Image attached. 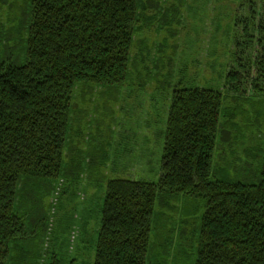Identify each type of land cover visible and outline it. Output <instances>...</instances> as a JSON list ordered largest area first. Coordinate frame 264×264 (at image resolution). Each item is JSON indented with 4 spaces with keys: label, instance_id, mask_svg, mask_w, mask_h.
Returning <instances> with one entry per match:
<instances>
[{
    "label": "trees",
    "instance_id": "trees-1",
    "mask_svg": "<svg viewBox=\"0 0 264 264\" xmlns=\"http://www.w3.org/2000/svg\"><path fill=\"white\" fill-rule=\"evenodd\" d=\"M241 3L251 8L240 17L244 25L237 22V57L233 68L219 71L222 88H213L198 84L197 68L192 86L170 80L178 37L170 30L158 45L151 42L157 60L144 38L134 49L136 34L156 20L163 30L168 13L181 16L187 0H0V264L76 261L66 238L61 244L69 250L56 253L67 230L47 231L45 199L56 181L101 171L110 154L109 144L84 143L77 101L86 102L94 87L117 93L130 71L140 76L139 66L152 78L145 84L171 91L160 175L156 182L105 180L91 264H264V101L252 117L228 108L240 99L254 107L264 96V0ZM237 115L254 123L242 138L244 160L229 138L242 132Z\"/></svg>",
    "mask_w": 264,
    "mask_h": 264
},
{
    "label": "rangeland",
    "instance_id": "rangeland-1",
    "mask_svg": "<svg viewBox=\"0 0 264 264\" xmlns=\"http://www.w3.org/2000/svg\"><path fill=\"white\" fill-rule=\"evenodd\" d=\"M206 1L187 0L185 8L181 10V16L178 15L176 19L172 20L174 14L172 16V13H168L162 25L163 30L158 29L160 20L153 22L155 26H152L150 30H145L143 35H135L134 41L137 47L134 49L138 50L141 46V39L144 38L146 43L143 46L149 47V49L145 47V51H149L151 59L157 60L161 55L156 56L151 42L156 41L155 43L158 45V41L165 38L166 30L168 32L170 30L176 33L173 38L178 34L173 42L177 45V53L172 58V69L176 75L170 80L187 87L192 86L194 81L190 78L197 68L200 73L196 77L199 81L198 84L207 83L206 86L222 88L225 80L224 76L220 77L221 72L219 73V71L227 66L226 72L233 68L229 65L232 66L233 59L237 57L234 55L237 53L233 46L234 41L240 35L238 27L240 24L244 25V22L240 21V17L242 13L248 12L251 4L241 3L242 0H227L220 3ZM168 6V4H163L164 8ZM245 6L246 8H244ZM254 7L256 6L252 8ZM260 9L258 6L256 20L260 16ZM213 15L216 17L215 20H212ZM261 15L264 18L263 13ZM212 27L215 31L211 30ZM148 54L142 52L138 53V56L147 58ZM166 57V53H163L159 62L166 63ZM132 68H134L133 65L130 66L131 70ZM138 71L140 75L138 77L136 72L130 71L126 81L115 94L113 91L109 90L112 93L104 92L102 88L94 87L91 93L89 91L85 93L86 102L83 99L77 101L83 118L81 126L82 134L86 136L84 143L86 145L88 143L95 144L96 148L106 149L109 144L110 154H108L106 162L103 163L101 171L91 174L89 171H85L78 180L74 181L62 178L56 181V190L45 199V209L49 216L47 231L56 228L62 233L67 230L62 234V237L60 234L59 240L56 241L57 248L62 247L56 253L66 254L65 252L70 249L68 256L76 255V261L68 260L66 264H91L94 261L106 179L122 177L156 182L159 178L171 91L157 88L154 82L145 84L146 81L151 82L152 78H146L147 72L140 66ZM150 71L153 75L154 72L149 69ZM246 91V95H253L252 88L248 87ZM224 92H226L225 87ZM263 97V94L257 95L254 107L251 103L240 99L236 104L232 102L231 107L228 108L235 109L238 115H240V110L236 109L237 107L248 109L252 117L256 110L261 108L259 103H262L260 99L264 101ZM252 101L254 100L252 99ZM227 104L229 105V103ZM238 115L233 119V123L242 132L233 131L229 134V138L231 144L235 146L233 150H235L236 156L244 160L246 159L244 154L246 145L242 138L248 137L254 123L250 120L252 125L248 126L244 118ZM228 121V116L225 115L221 120V125L226 127L225 123ZM254 145H251L252 150H254ZM229 151L230 149L226 150L227 154ZM228 157H231L230 154ZM62 188L64 192H62ZM176 205H182V201L179 200ZM48 235L45 236L47 241L48 238L51 240ZM65 238L66 243L70 242L71 244L69 249L61 244ZM54 249V246L49 247V251L54 252ZM170 264L173 262L170 261Z\"/></svg>",
    "mask_w": 264,
    "mask_h": 264
}]
</instances>
